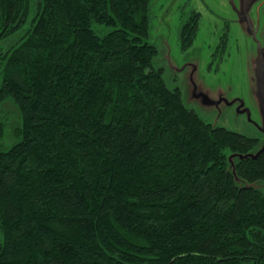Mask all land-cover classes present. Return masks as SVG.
Wrapping results in <instances>:
<instances>
[{
    "label": "trees",
    "instance_id": "trees-1",
    "mask_svg": "<svg viewBox=\"0 0 264 264\" xmlns=\"http://www.w3.org/2000/svg\"><path fill=\"white\" fill-rule=\"evenodd\" d=\"M150 3L0 0V111L19 116L0 148V264H264V193L226 153L264 181V148L166 83Z\"/></svg>",
    "mask_w": 264,
    "mask_h": 264
},
{
    "label": "rangeland",
    "instance_id": "rangeland-1",
    "mask_svg": "<svg viewBox=\"0 0 264 264\" xmlns=\"http://www.w3.org/2000/svg\"><path fill=\"white\" fill-rule=\"evenodd\" d=\"M184 2L199 6L201 15L192 45L183 49L180 28L189 10L177 6ZM150 15L146 40L157 48L153 64L163 68L166 83L178 87L185 103L208 122L257 138L256 148L263 145L259 77L264 65V0H151ZM1 112L8 118L5 140L0 142L4 150L14 139L19 116L11 100L4 102ZM226 153L235 182L264 193V181L240 178L234 168L239 156L231 155L228 148Z\"/></svg>",
    "mask_w": 264,
    "mask_h": 264
},
{
    "label": "flooded vegetation",
    "instance_id": "flooded-vegetation-1",
    "mask_svg": "<svg viewBox=\"0 0 264 264\" xmlns=\"http://www.w3.org/2000/svg\"><path fill=\"white\" fill-rule=\"evenodd\" d=\"M187 6V11L189 10V12L191 11H193L194 12V14L195 15H197V17L199 18L200 17V8H199V6H192V5H190L188 2H184L183 4H178V6H177V8H178V10H183L185 7ZM197 9V10H196ZM189 12H188V14H186V15H184V17L182 18V24H181V28H180V34H182L183 33V31L186 29V27H191V26H194L195 25V23H193L192 25H190L189 24V20L187 19V17H189ZM200 21V20H199ZM183 49H184V47H183Z\"/></svg>",
    "mask_w": 264,
    "mask_h": 264
},
{
    "label": "water",
    "instance_id": "water-1",
    "mask_svg": "<svg viewBox=\"0 0 264 264\" xmlns=\"http://www.w3.org/2000/svg\"><path fill=\"white\" fill-rule=\"evenodd\" d=\"M259 89H260V94L264 102V65H261V75L259 77ZM211 102L218 103V101H211ZM263 148H264V144L262 145L261 149L256 152L255 155H258L262 151Z\"/></svg>",
    "mask_w": 264,
    "mask_h": 264
}]
</instances>
